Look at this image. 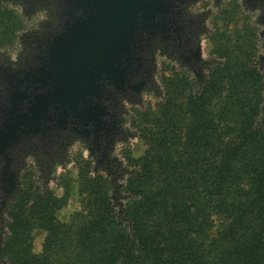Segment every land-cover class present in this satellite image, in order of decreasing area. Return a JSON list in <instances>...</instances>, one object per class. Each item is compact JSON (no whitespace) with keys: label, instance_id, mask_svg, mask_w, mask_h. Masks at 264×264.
Masks as SVG:
<instances>
[{"label":"rangeland","instance_id":"rangeland-1","mask_svg":"<svg viewBox=\"0 0 264 264\" xmlns=\"http://www.w3.org/2000/svg\"><path fill=\"white\" fill-rule=\"evenodd\" d=\"M234 29L264 73V0H0V246L13 208L37 254L46 211L80 221L96 205L91 176L125 182L144 149L132 110L162 103L175 73L196 78L195 62L205 76ZM183 30L189 49L172 46Z\"/></svg>","mask_w":264,"mask_h":264},{"label":"trees","instance_id":"trees-1","mask_svg":"<svg viewBox=\"0 0 264 264\" xmlns=\"http://www.w3.org/2000/svg\"><path fill=\"white\" fill-rule=\"evenodd\" d=\"M239 32L205 76L195 62L196 78L177 72L162 103L132 110L144 149L126 159L125 182L91 176L96 205L80 221L46 211L39 253L13 208L0 264H264V73Z\"/></svg>","mask_w":264,"mask_h":264},{"label":"flooded vegetation","instance_id":"flooded-vegetation-1","mask_svg":"<svg viewBox=\"0 0 264 264\" xmlns=\"http://www.w3.org/2000/svg\"><path fill=\"white\" fill-rule=\"evenodd\" d=\"M185 35V32H184V30L179 34V36L178 37H176L172 42H173V44H172V46H175V45H178V47H180V44H181V39H183L184 38V40L185 41H183V46L184 45H186V49H189L190 48V46H187L188 44V42H189V39H188V37H187V33H186V35ZM185 47V46H184ZM185 49V48H184ZM187 54H184V55H181V54H179V56L182 58V59H188L187 58V56H186ZM194 59H192V58H189V63L190 62H192ZM194 62V61H193ZM194 64V63H193ZM192 64V65H193ZM110 115H114V112L111 114L110 113ZM101 151H102V141L100 140L99 141V148L97 149V151H96V153H97V155H98V157H100L101 158ZM103 161H105V159H102Z\"/></svg>","mask_w":264,"mask_h":264}]
</instances>
